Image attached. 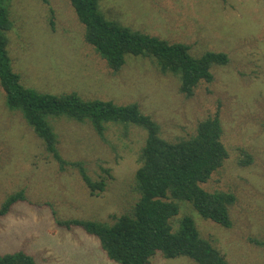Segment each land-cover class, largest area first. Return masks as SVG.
<instances>
[{
	"label": "rangeland",
	"instance_id": "374dc122",
	"mask_svg": "<svg viewBox=\"0 0 264 264\" xmlns=\"http://www.w3.org/2000/svg\"><path fill=\"white\" fill-rule=\"evenodd\" d=\"M8 7L13 22L9 54L29 87L137 103L170 140L194 135L201 120L220 111L229 157L202 186L236 195L232 226L205 219L189 203L181 204L172 221L177 227L190 214L230 264H264V0H101L108 17L188 43L195 55L210 50L229 55L230 62L214 65V79L201 81L191 96L180 90L177 76L161 72L153 57L127 55L124 66L113 70L86 40L85 25L70 0H9ZM5 98L0 83V206L20 190L26 200L0 219V254L22 249L39 264H115L97 237L58 226L52 210L59 218L107 222L131 212L140 198L135 173L147 131L109 122L101 137L90 121L52 118L61 155L82 161L93 179H107L106 189L92 195L78 168L61 170L44 141ZM241 149L252 161H243L248 156ZM152 264L199 263L158 254Z\"/></svg>",
	"mask_w": 264,
	"mask_h": 264
},
{
	"label": "trees",
	"instance_id": "16d2710c",
	"mask_svg": "<svg viewBox=\"0 0 264 264\" xmlns=\"http://www.w3.org/2000/svg\"><path fill=\"white\" fill-rule=\"evenodd\" d=\"M8 1L0 0V83L6 104L21 112L61 170L68 165L78 168L92 195L106 189L105 177L95 180L87 173L82 161H69L61 155L52 118L67 116L82 122L90 121L101 137H104L109 122L136 124L147 131L140 155L141 165L135 173L140 198L132 211L114 216V221L107 222L59 218L53 209L56 224L67 230L79 228L97 237L105 256L115 264H152L158 254L167 258L186 256L199 264H230L225 255L202 236L190 214H184L177 227L172 221L180 213L181 204L189 203L205 219L225 227L232 226L230 209L236 195L231 191H209L202 186L229 157L222 140L224 130L220 111L201 120L194 135L170 140L161 135L159 123L144 113L137 103L88 99L76 91L42 92L25 85L13 68L8 50V31L13 25ZM70 1L85 25L86 40L115 71L124 66L127 55L153 57L161 72L177 76L180 90L191 96L201 81L214 79V65L230 62L226 52L210 50L195 55L188 43L171 42L112 19L102 10L101 0ZM241 151L248 156L244 162L252 161L247 151ZM107 171L111 176L110 170ZM25 200L24 190L9 195L0 206V219L15 204ZM0 264L39 263L34 254L20 249L0 254Z\"/></svg>",
	"mask_w": 264,
	"mask_h": 264
}]
</instances>
